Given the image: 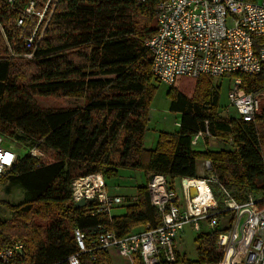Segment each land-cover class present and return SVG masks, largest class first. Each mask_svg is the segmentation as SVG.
<instances>
[{
    "label": "trees",
    "instance_id": "trees-1",
    "mask_svg": "<svg viewBox=\"0 0 264 264\" xmlns=\"http://www.w3.org/2000/svg\"><path fill=\"white\" fill-rule=\"evenodd\" d=\"M23 6L26 0H16ZM158 0H59L41 39L27 46L15 26L17 8L0 0V136L4 146L18 145L16 161L0 182L20 185L27 198L17 205L0 200L14 217H0V249L25 238L29 264H67L77 251L75 228L88 245L102 226L117 237L156 228L161 214L150 204L146 185L136 199L124 196L122 214H92L97 201L76 208L72 182L100 173L107 183L119 168L159 174L175 181L196 178L201 160L237 202L264 192V109L253 121L218 113L217 90L209 77L180 78L193 84L191 95L168 86L170 111L179 113L177 130L159 131L154 149L145 146L148 106L155 85L145 42L156 31ZM32 24L24 31L28 36ZM264 41V39H261ZM31 54V57L22 55ZM239 77L242 88L264 87V66L255 76ZM83 100L82 106L42 108L36 97ZM207 131L224 146L196 148L192 137ZM38 147L47 159L28 150ZM115 154L116 159H113ZM221 206L219 186L211 185ZM195 237V258L175 252L171 264H215L217 233L206 228ZM85 253L80 264H112L108 251ZM137 264V263H136ZM160 264H169L161 261Z\"/></svg>",
    "mask_w": 264,
    "mask_h": 264
},
{
    "label": "built area",
    "instance_id": "built-area-1",
    "mask_svg": "<svg viewBox=\"0 0 264 264\" xmlns=\"http://www.w3.org/2000/svg\"><path fill=\"white\" fill-rule=\"evenodd\" d=\"M6 2L17 8L14 24L21 31L19 38L29 46L34 37L37 36L36 44L41 39L59 0H26L21 7H16V0ZM155 14L156 31L145 46L151 57V74L159 83L173 86L180 78L255 76L264 66V0H158ZM27 24H32L28 36L24 33ZM22 56L29 58L31 54ZM227 95L243 121H253L262 110L264 87L248 93L241 79L233 77ZM205 137H210L207 131H198L192 145L197 146ZM16 150L11 143L0 145V181L13 167ZM28 153L47 160L38 147ZM197 175L189 180H201L206 186L202 194L197 184L189 183L198 191L191 198L183 183L186 178L180 180L181 192L177 193L167 186L162 175L152 174L147 189L150 204L161 214V224L156 228L147 225L124 237L98 226L99 231L88 245L85 234L75 228L77 251L66 259L67 264H80L85 253L93 260L97 250H115L131 264L174 263L175 239L186 224L196 232L204 224L206 231L217 233L213 245L218 254L215 264H264V192L250 193L246 200L237 202L211 173L207 160L198 163ZM212 184L219 186L221 206ZM72 192L75 201L95 198L97 207L92 214L110 216L111 210L124 201L123 197L107 194L100 173L75 178ZM0 264H29L24 242L17 240L0 249Z\"/></svg>",
    "mask_w": 264,
    "mask_h": 264
},
{
    "label": "rangeland",
    "instance_id": "rangeland-1",
    "mask_svg": "<svg viewBox=\"0 0 264 264\" xmlns=\"http://www.w3.org/2000/svg\"><path fill=\"white\" fill-rule=\"evenodd\" d=\"M154 16H156L155 13ZM210 82L212 86L217 90L219 115L225 117L233 116L235 118H238V114L235 108L231 105L227 95L232 85V78H230L229 76L221 78L212 77L210 79ZM192 86V83L186 81H180L178 82V84H176L177 90L185 93L187 96L191 95ZM167 90V85L158 83L155 85L153 94L151 96L147 111L148 120L145 131V146L147 148L154 149L157 140V134L159 131H167L172 133L177 130L176 125L179 121L180 116L170 111L171 99L167 93ZM35 99L38 102L39 106L42 108L59 109L83 105V100H67L63 97L58 96L36 97ZM262 109H264V102H262ZM209 139L212 143L211 148L213 149H218L224 146V144L219 142L218 140L211 138ZM3 144L4 141L0 140V145ZM16 147V152H19V154L27 153L23 148L19 147L17 144ZM196 148H199V144ZM262 155H264V148H262ZM113 159H116L115 154L113 155ZM46 161H52V158H49ZM202 161L204 160H201L200 162ZM106 181L107 183L105 182V185L108 191L115 192L123 196H132L136 192L137 187L141 185H146L148 183V176H146L142 171H138L135 169L119 168L117 170V176L108 178ZM179 186H181V182L175 181L173 184V190H175L177 193L180 192ZM26 198L27 195L20 185L8 184L7 181L0 182V200L8 202L10 205H17L18 203L24 201ZM111 211L113 214H122L124 212V209L115 208ZM0 217L3 220H9L12 219L14 215L12 212L9 211L7 207L0 206ZM204 229L205 225L201 224L200 231ZM197 233L198 232L192 229L191 224L184 225L183 228L179 231L177 238L175 239V252L179 253L180 255H186L190 259H194V240L195 237L198 235ZM25 240V238L22 239L23 242H25ZM110 253L112 264H131L126 258L118 256L114 251Z\"/></svg>",
    "mask_w": 264,
    "mask_h": 264
},
{
    "label": "crops",
    "instance_id": "crops-1",
    "mask_svg": "<svg viewBox=\"0 0 264 264\" xmlns=\"http://www.w3.org/2000/svg\"><path fill=\"white\" fill-rule=\"evenodd\" d=\"M175 114H177V115H179L180 116V114L179 113H175ZM179 122V121H178ZM178 122H177V127H178ZM211 139H215V138H211ZM216 140V139H215ZM199 149H205L206 147H208V148H211V145H212V143H211V141H210V139H208V140H203V139H201L200 141H199ZM150 176V175H149ZM149 176H148V179H149ZM184 181H188V180H184ZM183 181V182H184ZM180 187V186H179ZM179 190H180V192H181V187L179 188ZM107 194L108 195H112V196H114V195H117V196H120V197H123V198H125L123 195H121V194H118V193H115V192H111V191H108V189H107ZM132 196H135L134 194L132 195ZM131 196V197H132ZM132 199H136V197H132ZM119 209V208H121L119 205L118 206H115L113 209ZM111 215H113V213H112V211H111ZM112 251H114L115 252V250H109L108 251V253H109V255L111 254L110 252H112ZM116 253V252H115ZM118 255V254H117Z\"/></svg>",
    "mask_w": 264,
    "mask_h": 264
},
{
    "label": "water",
    "instance_id": "water-1",
    "mask_svg": "<svg viewBox=\"0 0 264 264\" xmlns=\"http://www.w3.org/2000/svg\"><path fill=\"white\" fill-rule=\"evenodd\" d=\"M151 178V175L149 176V179ZM186 180V179H184ZM188 195L193 198V197H196L198 195V191H197V188L192 185V186H188ZM95 201V198H91V199H79V200H76L75 203H74V206L76 208H80V207H85L86 205L88 204H91L92 202Z\"/></svg>",
    "mask_w": 264,
    "mask_h": 264
},
{
    "label": "bare ground",
    "instance_id": "bare-ground-1",
    "mask_svg": "<svg viewBox=\"0 0 264 264\" xmlns=\"http://www.w3.org/2000/svg\"><path fill=\"white\" fill-rule=\"evenodd\" d=\"M187 180H188L187 182H185V181L183 182L185 186H188L189 183H190V184L195 183V184L198 185L200 192L203 194V192H204V188H205L206 185H205L201 180H198L197 182H195V181H191V180H189V179H187Z\"/></svg>",
    "mask_w": 264,
    "mask_h": 264
},
{
    "label": "clouds",
    "instance_id": "clouds-1",
    "mask_svg": "<svg viewBox=\"0 0 264 264\" xmlns=\"http://www.w3.org/2000/svg\"><path fill=\"white\" fill-rule=\"evenodd\" d=\"M184 179V178H183Z\"/></svg>",
    "mask_w": 264,
    "mask_h": 264
}]
</instances>
